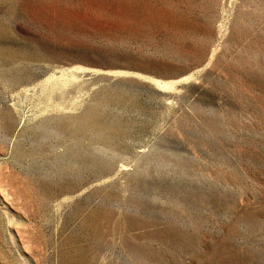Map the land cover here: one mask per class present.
Wrapping results in <instances>:
<instances>
[{"label": "rangeland", "instance_id": "1", "mask_svg": "<svg viewBox=\"0 0 264 264\" xmlns=\"http://www.w3.org/2000/svg\"><path fill=\"white\" fill-rule=\"evenodd\" d=\"M0 264H264V0H0Z\"/></svg>", "mask_w": 264, "mask_h": 264}, {"label": "bare ground", "instance_id": "2", "mask_svg": "<svg viewBox=\"0 0 264 264\" xmlns=\"http://www.w3.org/2000/svg\"><path fill=\"white\" fill-rule=\"evenodd\" d=\"M86 116H87V115H86ZM86 119H87V118H86ZM81 121H82V120H81ZM88 121H89V120H88ZM84 123H86V121H85ZM93 123H94V122H93ZM93 123H92V124H93ZM113 228H114V227H113ZM111 230H112V229H111ZM114 230H115V229H114ZM95 232H96V231H95Z\"/></svg>", "mask_w": 264, "mask_h": 264}]
</instances>
